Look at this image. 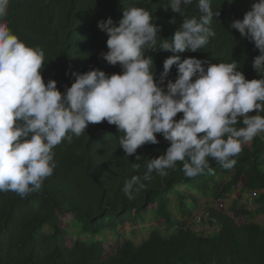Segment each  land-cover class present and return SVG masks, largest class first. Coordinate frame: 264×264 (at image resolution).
Returning a JSON list of instances; mask_svg holds the SVG:
<instances>
[{
    "label": "trees",
    "instance_id": "16d2710c",
    "mask_svg": "<svg viewBox=\"0 0 264 264\" xmlns=\"http://www.w3.org/2000/svg\"><path fill=\"white\" fill-rule=\"evenodd\" d=\"M252 3L212 0L213 11H220L212 23L216 35L199 52L178 55L212 63L233 60L246 79H260L252 67L259 50L230 29ZM166 4L167 0H10L5 20L26 45L44 51V81L55 80L63 93L74 82V72H122L119 64L109 65L101 55L108 51V36L97 22L111 17L118 23L124 6L148 10L161 27L160 39L169 41L183 18H199L195 3L184 8V17L165 10ZM171 55L161 50L145 53L153 58L157 81L163 61ZM176 77L173 65L167 79L174 82ZM121 135L106 120L89 124L71 143L54 148L57 167L39 193L23 199L14 192L0 193V264H264V133L243 146L233 168L210 160L211 171L187 178L182 162H177L167 176L153 172L131 200L122 191L125 181L142 177L148 159L164 154L170 142L156 134L158 144H145L125 157L119 148ZM137 163L139 171L134 169ZM236 188L254 197H233ZM203 198L222 205L221 210L207 206L205 225L214 229L210 236L195 233L188 221ZM241 218L245 223L238 222ZM65 219L76 228L75 234L61 225ZM150 222L155 226L140 243L126 237L127 228L137 231ZM107 232L119 242L107 245L102 239Z\"/></svg>",
    "mask_w": 264,
    "mask_h": 264
},
{
    "label": "clouds",
    "instance_id": "9594fccd",
    "mask_svg": "<svg viewBox=\"0 0 264 264\" xmlns=\"http://www.w3.org/2000/svg\"><path fill=\"white\" fill-rule=\"evenodd\" d=\"M211 2L167 0L165 10L182 17L193 3L200 13L199 18H183L170 41L160 39L161 27L142 7L124 6L118 23L111 17L98 21L108 36V51L101 55L122 72H74V82L62 93L55 80L45 83L44 51L12 33L5 20L10 0H0V193L14 192L22 199L39 193L57 167L54 148L105 120L122 133L119 148L125 157L145 144H158L156 134L170 142L164 154L148 159L142 177L125 181L122 191L129 200L153 172L167 176L177 162L187 178L211 171L210 160L233 168L243 146L264 133V0H253L243 19L230 23L259 50L252 67L261 78L252 80L233 60L212 63L178 55L199 52L216 35L212 23L220 11L214 12ZM148 50L173 53L163 61L158 81L153 58L145 56ZM173 65L174 82L167 79ZM252 111L256 114L249 115ZM178 113L183 115L177 120Z\"/></svg>",
    "mask_w": 264,
    "mask_h": 264
},
{
    "label": "rangeland",
    "instance_id": "374dc122",
    "mask_svg": "<svg viewBox=\"0 0 264 264\" xmlns=\"http://www.w3.org/2000/svg\"><path fill=\"white\" fill-rule=\"evenodd\" d=\"M228 179V178H225ZM184 188V187H182ZM234 196H241L243 201H250L253 197V193L249 192H242L240 188H236L234 191L233 197ZM214 203L209 200L208 198H203L200 199L198 202V205H196L193 208V216L188 219L189 223L192 226V229L194 230L195 233L200 234L201 232H204L205 236H210L213 232L214 229H210L205 225V221H207V206L208 205H213ZM218 210L222 209L221 203H216L214 204ZM262 218L259 220L261 221ZM200 220V221H199ZM246 219L241 218L238 220L239 223H245ZM63 227L67 228L72 234L76 233V228L72 225V223L69 220H63L62 224ZM155 224L150 222L148 225L143 226L139 230L135 231L134 229L127 228L125 235L126 237L128 236L129 238H132L136 243H140L144 238L147 237V235L150 233V231L154 228ZM163 227V226H161ZM75 237V236H74ZM85 237H82V240H84ZM102 239L105 241H108L107 245L113 246L117 242H119V238L114 236L112 233L107 232L105 233L104 236H102Z\"/></svg>",
    "mask_w": 264,
    "mask_h": 264
},
{
    "label": "built area",
    "instance_id": "2783aa9c",
    "mask_svg": "<svg viewBox=\"0 0 264 264\" xmlns=\"http://www.w3.org/2000/svg\"><path fill=\"white\" fill-rule=\"evenodd\" d=\"M200 221V220H199Z\"/></svg>",
    "mask_w": 264,
    "mask_h": 264
}]
</instances>
